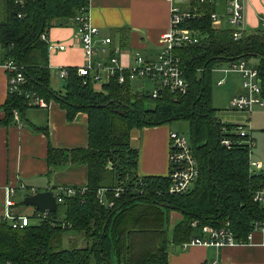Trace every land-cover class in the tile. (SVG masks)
I'll return each instance as SVG.
<instances>
[{
    "label": "trees",
    "instance_id": "1",
    "mask_svg": "<svg viewBox=\"0 0 264 264\" xmlns=\"http://www.w3.org/2000/svg\"><path fill=\"white\" fill-rule=\"evenodd\" d=\"M89 0H0V51L2 61L22 66L21 90L58 102L68 121L83 112L88 119V146L63 150L48 145L50 168L66 163L85 164L88 183L84 194L65 198L46 220L23 229L0 221V263L9 264H168V247L182 246L197 234L190 223L221 227L229 222L237 240L246 241L254 221H264V207L252 201L255 189L264 186V172L250 171L247 137L242 126L222 123L212 106L214 69L245 60L258 72L264 100V29L241 32L212 27L214 2L199 7L201 17L190 26L198 41L174 51L179 58L188 92L173 95L162 89L156 99L132 90L131 82L115 77L100 91L68 68L62 93L51 88L48 41L50 28L88 11ZM20 16V17H19ZM25 95L8 93L2 123L13 122L29 108ZM173 121L188 125V138L198 167V178L183 195L165 193L168 177H139L138 150L130 146L133 129L157 127ZM223 128L225 131L223 132ZM230 140V148L221 144ZM142 183V185H140ZM108 189L112 207L99 203L97 191ZM120 189L118 197L114 191ZM181 216L170 230L169 214ZM137 214V215H136ZM79 233L83 247L64 248V235Z\"/></svg>",
    "mask_w": 264,
    "mask_h": 264
},
{
    "label": "crops",
    "instance_id": "2",
    "mask_svg": "<svg viewBox=\"0 0 264 264\" xmlns=\"http://www.w3.org/2000/svg\"><path fill=\"white\" fill-rule=\"evenodd\" d=\"M174 3L181 9H190L195 0H174ZM214 3L221 21L212 27L219 29L228 25L227 28L235 30L236 27L227 21V0H215ZM241 4L242 21L239 30L251 33L264 29V1L241 0ZM170 9L169 0H89L88 16L91 24L99 29L98 38H111V48L119 50L117 57L120 64L131 67L136 55L145 60H153L161 53L160 39L169 29ZM46 41L66 47L63 51L48 52L51 88L62 93L65 80L60 78L59 69L77 68L85 60L77 38L75 21L67 20L64 25L50 28L46 33ZM4 62L0 51V216L4 189L12 187L16 213L30 217L36 208H23L19 199L24 204L26 197L34 195L31 189L37 193L54 194L62 186L86 187L88 169L85 164L66 163L50 168L47 156L48 145L63 150L86 148L88 119L85 113L79 112L72 121H68L66 112L59 103L50 101L46 108H27L19 116V124L14 121L2 123L4 113L1 107L8 94L7 73L2 67ZM239 81L234 96L243 92L241 78ZM148 83L152 90L153 84ZM146 84L147 81L136 80L131 82V88L136 93L149 94L142 91ZM101 88L94 86L97 91ZM217 118L226 124L247 126L252 140L249 159L259 165L258 168L251 167L250 171L256 174L264 172V103L255 106L251 112H231V115ZM170 132L176 131L171 130L169 125L131 131L130 146L138 150L139 177L168 176ZM21 185L26 189H21ZM179 220L181 216L171 212L165 223H172L168 225L171 230ZM249 234L246 241L241 240V243L233 246L169 248L168 264H264V233L255 231Z\"/></svg>",
    "mask_w": 264,
    "mask_h": 264
},
{
    "label": "built area",
    "instance_id": "3",
    "mask_svg": "<svg viewBox=\"0 0 264 264\" xmlns=\"http://www.w3.org/2000/svg\"><path fill=\"white\" fill-rule=\"evenodd\" d=\"M170 24L169 29L162 34L160 42L162 46L161 53L153 60H145L142 56L134 57V64L131 67H125L120 64L118 59V48H111V38L99 39V29L93 26L89 20L88 11L81 10L80 14L75 17L76 33L79 43L84 53V64L76 68L77 76L83 79V84L88 80L95 85L102 87L106 85L111 78L115 77L119 84H123L126 80L133 82L136 80L149 81L153 84L150 96L156 99L162 89H168L173 95H184L188 92V83L184 79L180 66V60L174 55V51L182 49L189 45H193L198 41V33L192 29L190 24L201 17L199 7L215 2V0H195L193 7L190 9H181L169 0ZM264 1V0H263ZM227 21L236 27L233 32L235 40L241 37L239 25L242 21V4L241 0H227ZM20 17V16H19ZM212 26H216L221 21V17L215 12L210 15ZM264 25V24H263ZM41 38L46 40V36ZM66 47L62 44L48 42V52L63 51ZM98 57V59H95ZM2 67L7 73V91L8 93H16L25 95L29 99L31 106L46 108L48 103L41 97L21 90L25 77L22 72L23 67L16 65L10 60L3 63ZM59 76L62 80H66L68 76V68H60ZM214 72L224 75L217 82V85L226 83L227 74H235L241 78L242 93L234 96L231 100L232 110L237 112H251L255 106L262 105L264 100L261 97V86L258 72L254 65L245 60H238L229 64L221 65L214 69ZM13 121L20 123L19 113L12 111ZM223 123V122H222ZM223 132L225 128L222 129ZM241 137H247L246 144L251 149L252 140L247 131V126L238 129ZM221 144L230 148V140L223 138ZM250 156V154H249ZM250 160V159H249ZM250 168H258L257 163L249 161ZM169 173L168 187L165 193L169 195H183L191 190L198 178V167L196 160L192 154L189 138L177 132L169 134ZM142 185V183H140ZM21 189H26L20 186ZM86 188L62 186L56 189L53 196L56 204L63 202L65 198L74 197L84 194ZM108 189L102 188L97 191L98 201L101 205L112 207L113 202H108L106 193ZM31 193H37L31 189ZM114 197H118L121 193L120 189H116ZM14 188L7 187L4 189L2 200V212L0 221L7 222L12 229H23L31 224L32 219L39 221L46 220L49 216L48 211H35L28 217L16 213L13 201ZM253 203L264 207V186L255 189L252 193ZM192 229L197 231L190 240L182 245L183 249L189 247H222L233 246L241 243L237 240L233 231L230 229L229 222L224 223L221 227H213L208 225L200 226L197 220L190 223ZM259 231L264 233V221H254L252 223V232ZM249 234V235H250ZM249 236H247L248 239ZM2 264V263H0ZM4 264H9L4 263Z\"/></svg>",
    "mask_w": 264,
    "mask_h": 264
},
{
    "label": "rangeland",
    "instance_id": "4",
    "mask_svg": "<svg viewBox=\"0 0 264 264\" xmlns=\"http://www.w3.org/2000/svg\"><path fill=\"white\" fill-rule=\"evenodd\" d=\"M1 12V10H0ZM228 27V25H227ZM224 77L223 74L219 73H214L213 78H212V106L214 109L217 110V116L220 118L222 115H231V112H237L232 109H230V100L234 96L233 94H236V88L239 86V78L235 74H227L225 77L226 83L223 84L222 86H218L217 82L218 80L222 79ZM151 84L148 83L144 85L142 88L143 92H149L151 93ZM147 94V93H146ZM164 125H169L171 127V130H174L176 132H179L180 134L187 136L189 134L188 130V125L184 121H173L168 124ZM20 204L22 205L23 208H31V205H24L22 204V199H19ZM137 215V214H136ZM32 223H38L37 220L31 221ZM172 224V223H169ZM85 245V240L84 238L77 232L75 231H68L64 235V243L63 247L64 248H70V247H83ZM170 250L175 249L177 247L169 245ZM112 264H124L123 261L118 260L116 257H112Z\"/></svg>",
    "mask_w": 264,
    "mask_h": 264
},
{
    "label": "water",
    "instance_id": "5",
    "mask_svg": "<svg viewBox=\"0 0 264 264\" xmlns=\"http://www.w3.org/2000/svg\"><path fill=\"white\" fill-rule=\"evenodd\" d=\"M24 204L35 207L37 211H48L50 213H54L57 210V204L51 192L35 193L32 196L26 197Z\"/></svg>",
    "mask_w": 264,
    "mask_h": 264
}]
</instances>
